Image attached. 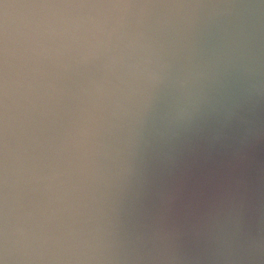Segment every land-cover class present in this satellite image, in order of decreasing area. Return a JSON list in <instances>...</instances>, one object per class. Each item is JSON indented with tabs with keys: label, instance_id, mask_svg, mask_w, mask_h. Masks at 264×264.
Masks as SVG:
<instances>
[{
	"label": "clouds",
	"instance_id": "9594fccd",
	"mask_svg": "<svg viewBox=\"0 0 264 264\" xmlns=\"http://www.w3.org/2000/svg\"><path fill=\"white\" fill-rule=\"evenodd\" d=\"M0 264H264V0H0Z\"/></svg>",
	"mask_w": 264,
	"mask_h": 264
}]
</instances>
